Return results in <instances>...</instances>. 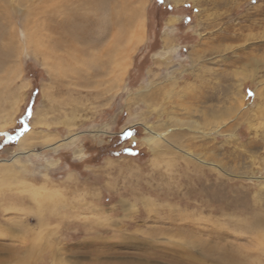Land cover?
Returning a JSON list of instances; mask_svg holds the SVG:
<instances>
[{
  "label": "rangeland",
  "instance_id": "rangeland-1",
  "mask_svg": "<svg viewBox=\"0 0 264 264\" xmlns=\"http://www.w3.org/2000/svg\"><path fill=\"white\" fill-rule=\"evenodd\" d=\"M0 1V264H264V0H117L121 79Z\"/></svg>",
  "mask_w": 264,
  "mask_h": 264
},
{
  "label": "bare ground",
  "instance_id": "bare-ground-1",
  "mask_svg": "<svg viewBox=\"0 0 264 264\" xmlns=\"http://www.w3.org/2000/svg\"><path fill=\"white\" fill-rule=\"evenodd\" d=\"M82 6H83L82 12L78 13L74 11L73 15H71L72 18L68 20V22H70L68 24H70L69 30H71V32L68 31L70 33L68 34V36L65 37L66 41L70 42V44H73V48H77L78 50L81 49L80 47L79 48L76 47L77 46L76 44L79 41L84 42L89 49H92V48L97 49V52L95 53L93 57L95 63H97V66L99 68L97 69L96 67L97 69L95 70L96 73L99 74L101 72H109L110 74H113L115 77H118V79L119 78L121 79L120 71L122 72V62H123L122 59L125 58L126 54H125V51L122 52V50L119 47V44L122 40L124 41V39L127 37L129 40V45H127V48L128 46H130V44L134 45L137 42V40L135 41V36H136L137 31L139 30L138 27H140V24L137 23L134 26L133 24L134 19L130 17L123 18L122 10L120 9V6L117 0H84L82 3ZM89 11L95 12V16H97V18L90 16ZM2 16L0 17L1 20L4 17ZM81 23L84 24V28L81 27ZM78 25L81 27V28L79 27L80 29H78ZM60 27L62 29L61 24L60 25L58 24L57 27L55 28L53 27V28L54 30L57 31L58 29H60ZM133 28H136V30L134 31ZM64 32L66 33V31ZM5 36L6 35L4 32V28L0 26V71H3V72L7 71L8 58L10 56V53L7 47L2 42L3 40H5L6 38ZM65 39H61V40L55 39L53 41L54 42V47H52L53 50L54 48H58L64 42ZM81 47H83L81 50L83 51L86 50L85 46L82 45ZM80 52L81 51L79 50V55H80ZM126 53H128V51H126ZM44 54L45 56L47 55L46 52H44ZM77 56H78V53H77ZM2 82L3 81L0 82V85L3 84ZM3 130L4 129L0 128V131H3ZM163 134L164 133H161V132L155 133L154 136H146L144 140L148 144L151 143L154 145L155 140L163 136ZM27 137L28 136L26 134L23 135L19 139L20 143L23 142L25 138ZM52 147L56 148L55 145H52ZM262 249L264 251V243L262 244Z\"/></svg>",
  "mask_w": 264,
  "mask_h": 264
},
{
  "label": "snow or ice",
  "instance_id": "snow-or-ice-1",
  "mask_svg": "<svg viewBox=\"0 0 264 264\" xmlns=\"http://www.w3.org/2000/svg\"><path fill=\"white\" fill-rule=\"evenodd\" d=\"M249 95H252V93L249 92ZM131 134H132L131 132H127V133H125V135H131Z\"/></svg>",
  "mask_w": 264,
  "mask_h": 264
}]
</instances>
